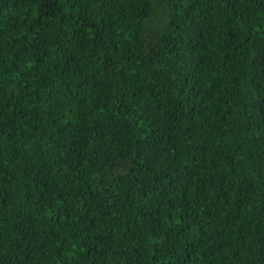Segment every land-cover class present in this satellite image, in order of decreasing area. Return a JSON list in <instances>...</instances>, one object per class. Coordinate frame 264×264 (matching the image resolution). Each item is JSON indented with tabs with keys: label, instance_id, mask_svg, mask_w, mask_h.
<instances>
[{
	"label": "trees",
	"instance_id": "1",
	"mask_svg": "<svg viewBox=\"0 0 264 264\" xmlns=\"http://www.w3.org/2000/svg\"><path fill=\"white\" fill-rule=\"evenodd\" d=\"M0 264H264V0H0Z\"/></svg>",
	"mask_w": 264,
	"mask_h": 264
}]
</instances>
